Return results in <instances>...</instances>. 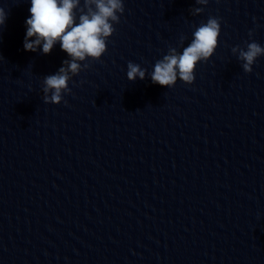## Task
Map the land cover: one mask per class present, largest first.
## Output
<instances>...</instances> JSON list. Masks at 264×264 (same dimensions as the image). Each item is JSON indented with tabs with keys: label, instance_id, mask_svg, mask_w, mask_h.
Masks as SVG:
<instances>
[{
	"label": "clouds",
	"instance_id": "obj_1",
	"mask_svg": "<svg viewBox=\"0 0 264 264\" xmlns=\"http://www.w3.org/2000/svg\"><path fill=\"white\" fill-rule=\"evenodd\" d=\"M199 5H207L209 0H195ZM30 18L26 19L25 51L50 54L54 45L60 44L61 50L70 57L53 75L44 77V103L60 104L63 95L70 93L69 81L73 76L89 67L81 62L91 58L99 60L106 52L107 39L115 32L114 24L120 22V15L125 11L123 0H30ZM77 11H79L77 23ZM203 11L194 8L193 15ZM7 19V13L0 7V27ZM221 30L220 19L209 17L193 33V39L182 53L170 47L168 53L158 60L151 73L153 84L174 86L179 78L187 85L195 80V69L199 62L207 61L215 52ZM252 36V32H249ZM181 38V44L183 43ZM232 53L242 61L245 73H251L257 58L264 56V47L252 41L246 42V49L236 46ZM146 69L139 64H127V79L135 81L145 79Z\"/></svg>",
	"mask_w": 264,
	"mask_h": 264
}]
</instances>
